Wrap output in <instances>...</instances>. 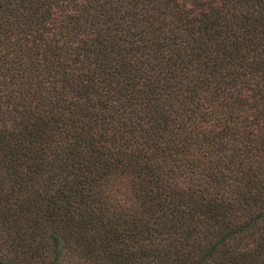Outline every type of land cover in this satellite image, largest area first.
Instances as JSON below:
<instances>
[{"label":"trees","instance_id":"1","mask_svg":"<svg viewBox=\"0 0 264 264\" xmlns=\"http://www.w3.org/2000/svg\"><path fill=\"white\" fill-rule=\"evenodd\" d=\"M0 264H264V0H0Z\"/></svg>","mask_w":264,"mask_h":264}]
</instances>
